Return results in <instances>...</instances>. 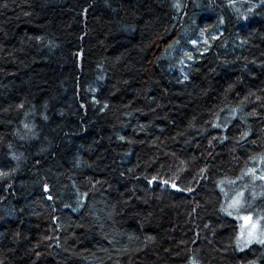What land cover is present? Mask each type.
<instances>
[{
  "label": "trees",
  "instance_id": "16d2710c",
  "mask_svg": "<svg viewBox=\"0 0 264 264\" xmlns=\"http://www.w3.org/2000/svg\"><path fill=\"white\" fill-rule=\"evenodd\" d=\"M248 176L264 0H0V264H264Z\"/></svg>",
  "mask_w": 264,
  "mask_h": 264
},
{
  "label": "rangeland",
  "instance_id": "374dc122",
  "mask_svg": "<svg viewBox=\"0 0 264 264\" xmlns=\"http://www.w3.org/2000/svg\"><path fill=\"white\" fill-rule=\"evenodd\" d=\"M256 181V178L248 176L247 182L241 184L247 191L243 193L242 188H240L229 192V206H231L232 211L235 212V215L240 214L247 217L245 224L248 223V225L245 226L240 237V242L245 241L247 245L258 241L263 236L262 216L264 204L260 203L259 193L252 186Z\"/></svg>",
  "mask_w": 264,
  "mask_h": 264
},
{
  "label": "water",
  "instance_id": "95a60500",
  "mask_svg": "<svg viewBox=\"0 0 264 264\" xmlns=\"http://www.w3.org/2000/svg\"><path fill=\"white\" fill-rule=\"evenodd\" d=\"M154 181L156 182V180H152L150 183L152 184ZM161 184L163 186H171L172 188H174L176 190H179V188L175 184H171V183H169L167 181H163V182H161Z\"/></svg>",
  "mask_w": 264,
  "mask_h": 264
},
{
  "label": "snow or ice",
  "instance_id": "6c2138e0",
  "mask_svg": "<svg viewBox=\"0 0 264 264\" xmlns=\"http://www.w3.org/2000/svg\"><path fill=\"white\" fill-rule=\"evenodd\" d=\"M262 178H264V177H262ZM261 243H264V240H262V241H260Z\"/></svg>",
  "mask_w": 264,
  "mask_h": 264
}]
</instances>
